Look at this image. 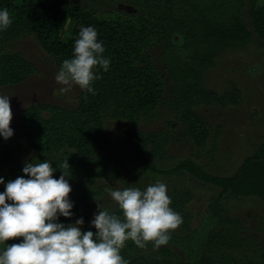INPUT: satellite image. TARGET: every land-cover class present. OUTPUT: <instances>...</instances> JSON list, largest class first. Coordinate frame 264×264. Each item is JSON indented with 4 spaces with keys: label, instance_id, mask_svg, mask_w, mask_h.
I'll return each mask as SVG.
<instances>
[{
    "label": "trees",
    "instance_id": "16d2710c",
    "mask_svg": "<svg viewBox=\"0 0 264 264\" xmlns=\"http://www.w3.org/2000/svg\"><path fill=\"white\" fill-rule=\"evenodd\" d=\"M162 1L168 5L171 18L179 25L178 36L183 45L192 49L203 61H208L219 49L243 47L249 42V33L240 18L243 0ZM247 1L250 27L258 38V47L264 51V3L256 6L259 0ZM118 3H126L115 2L113 10L120 15L132 16L138 11L136 7L126 4L135 9V13L119 12L115 8ZM3 9L9 11L13 23L7 30L0 31V87L18 84L33 71L18 53L5 51L7 43L17 38L31 36L46 53L61 61L73 58L74 43L82 27L95 28L98 42H103L105 58L110 56L117 40L116 30L111 23L98 20L93 11L67 0H0V10ZM66 21L69 22L67 34L60 38L58 30ZM136 39L134 48L123 49L110 60L107 71L99 66L94 70L101 77L92 84L95 94L81 90L73 109L34 104L20 112L13 136L7 140L0 136V171L6 170V184L18 176H24L22 169L27 162L47 160L57 169L54 178L59 179L61 171H64L72 185L69 199L73 203V216H60L58 222L68 225L83 218L87 227L82 231L93 232L96 229L91 226V221L98 212V203L101 208L104 207L102 209L122 215L118 205L102 206L98 198L99 190L88 185L106 167L128 172L133 177L162 178L185 174L199 183L217 188L219 192L215 201L223 196L254 197L264 204V134L259 146L229 176L209 174L189 159L178 160L166 168L148 162L136 164L128 170L120 156L100 153L108 150L110 144L103 116L109 114L130 120L132 115H138L141 111L151 112L162 100L155 74L148 68V60L140 58L138 62L141 65L135 64V49L139 45ZM131 53L132 58L128 57ZM160 62L174 88V100L198 101L204 94L213 98L198 87L200 72L180 60L177 48L167 44L160 55ZM188 121V124L194 121L193 128L198 122L192 117ZM155 137L152 133L135 135V151L143 153L148 146L147 153L155 157L160 149ZM23 154L27 158L22 163L19 155ZM65 159L70 170L62 167ZM4 190L5 187H1L0 193ZM170 198V207L183 218L182 225L170 234L168 244L159 250H153L152 243L146 249H140L131 240L127 241L121 255L128 264H257L248 257L237 259L231 255L235 248L232 242L235 237L231 234L237 228L236 222L227 217L220 218L219 207L215 204L211 206L206 218L216 219L217 224H223L220 230L208 228L205 222L193 229L188 226L184 212L186 195L176 193ZM22 239L6 241L5 246L0 247V252L6 249L8 243H19ZM224 246L231 251L226 252Z\"/></svg>",
    "mask_w": 264,
    "mask_h": 264
},
{
    "label": "rangeland",
    "instance_id": "374dc122",
    "mask_svg": "<svg viewBox=\"0 0 264 264\" xmlns=\"http://www.w3.org/2000/svg\"><path fill=\"white\" fill-rule=\"evenodd\" d=\"M94 12L95 17L111 23L116 30V43L112 47L110 61L127 48H134V40H139L135 64L148 60V68L160 89L162 100L151 112L141 111L130 120L105 115L104 127L109 136V148L102 155H118L128 170L136 164L153 162L166 168L178 160L189 159L207 173L216 176L232 175L241 161L251 155L259 146L264 134V51L258 47V38L249 24L248 1L243 0L240 18L249 33V42L243 47L222 48L208 60L186 48L178 36L179 25L171 18L168 5L162 0H67ZM116 1H122L138 9L132 16H123L113 10ZM264 3L259 0L256 6ZM142 21H139V19ZM69 22L58 30V36L67 34ZM139 33L138 35H135ZM167 44L179 50V58L200 72L198 87L213 98L198 101L177 102L173 98L174 88L162 69L160 55ZM134 45V46H133ZM5 51L18 53L32 67L30 75L18 84L0 87V95L10 96L13 118L12 129L18 127V117L22 110L34 104H49L64 109H73L81 91L79 86L61 94V85L55 81L61 60L46 53L31 36H22L7 43ZM131 53L128 57L132 58ZM185 115V116H183ZM196 118V127L187 122ZM154 134L160 149L155 157L135 151L133 138L137 134ZM27 155H19L25 162ZM6 170L0 171L4 179ZM160 181L167 186V194L186 195L184 212L188 226L196 228L208 224V228L220 230L223 224L216 219H207V212L214 204L221 210L220 218L227 217L236 222V230L231 236L235 245L233 251L224 250L234 258H250L254 263L264 261V204L254 197L231 198L223 196L216 200L218 189L199 183L185 174L172 177H133L128 172L105 168L92 178V188L99 190L102 206H117L106 189L123 190L128 187L142 191L147 186ZM0 184L1 187H5ZM72 188V185H71ZM104 208V207H102ZM87 227L84 222L82 230ZM6 242L0 244L3 248ZM228 248V249H226ZM224 251V252H225ZM225 252V253H226Z\"/></svg>",
    "mask_w": 264,
    "mask_h": 264
},
{
    "label": "clouds",
    "instance_id": "9594fccd",
    "mask_svg": "<svg viewBox=\"0 0 264 264\" xmlns=\"http://www.w3.org/2000/svg\"><path fill=\"white\" fill-rule=\"evenodd\" d=\"M12 23L9 11L0 10V31ZM97 36L91 26L79 31L73 58L65 59L55 75L61 94L74 85L95 94L92 84L101 77L94 70L99 66L107 71L110 64ZM9 97L0 95V136L5 140L14 134ZM62 167L70 170L67 159ZM56 171L47 160L27 162L22 169L24 176L10 180L0 193V244L23 238L7 244L0 252V264H128L121 255L127 241L140 249L152 243L153 250H159L183 223L182 216L170 207L166 184L160 181L143 191L135 187L106 189L122 215L110 213L98 203L91 221L95 232L82 231L83 218L68 225L60 223V216H73L72 188L64 171L59 179L54 178ZM0 184H4L2 177Z\"/></svg>",
    "mask_w": 264,
    "mask_h": 264
},
{
    "label": "water",
    "instance_id": "95a60500",
    "mask_svg": "<svg viewBox=\"0 0 264 264\" xmlns=\"http://www.w3.org/2000/svg\"><path fill=\"white\" fill-rule=\"evenodd\" d=\"M116 10L125 14H132L135 13V9H133L131 6L126 5V4H122V3H118L115 6Z\"/></svg>",
    "mask_w": 264,
    "mask_h": 264
}]
</instances>
